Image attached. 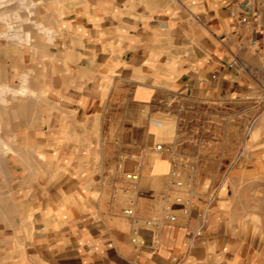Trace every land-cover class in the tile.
<instances>
[{
    "label": "crops",
    "instance_id": "crops-1",
    "mask_svg": "<svg viewBox=\"0 0 264 264\" xmlns=\"http://www.w3.org/2000/svg\"><path fill=\"white\" fill-rule=\"evenodd\" d=\"M85 15L95 35L70 50L81 88L76 107L57 110L70 122L55 130L54 145L75 150L59 163L70 167L44 189L37 236L20 256L7 249L5 264H264L213 219L219 207L204 216L190 194L170 190L172 160L156 149L166 147L159 106L264 101V0H88ZM121 155L133 157L125 171L143 167L132 218ZM179 194L189 215L175 206L177 221H164L167 196ZM151 219L163 222L159 238Z\"/></svg>",
    "mask_w": 264,
    "mask_h": 264
},
{
    "label": "rangeland",
    "instance_id": "rangeland-1",
    "mask_svg": "<svg viewBox=\"0 0 264 264\" xmlns=\"http://www.w3.org/2000/svg\"><path fill=\"white\" fill-rule=\"evenodd\" d=\"M87 2L0 0V264L7 249L20 256L23 242L37 236L44 189L70 167L59 163L75 150L54 145L55 130L70 122L57 110L76 107L79 58L70 50L95 35L85 31ZM163 108L156 122L182 190L204 216L219 207L213 219L236 233L247 255L264 257V101Z\"/></svg>",
    "mask_w": 264,
    "mask_h": 264
},
{
    "label": "built area",
    "instance_id": "built-area-1",
    "mask_svg": "<svg viewBox=\"0 0 264 264\" xmlns=\"http://www.w3.org/2000/svg\"><path fill=\"white\" fill-rule=\"evenodd\" d=\"M157 151L160 153L169 154V149L163 145H157ZM128 159H133V157L121 155L116 163V171L121 177L122 181L126 182L128 186L124 189V193L130 195L132 198L130 200V205L128 208L123 210V215L126 217L135 216L136 208V198L139 193V182L141 179V173L143 171L142 165H138L132 171H125V162ZM184 183L181 181V172L177 169V164L172 160V171H171V181H170V190L172 191H182ZM119 189H115V193H118ZM175 206L182 208V211L185 215H189L192 208V202L190 199L184 198L182 195H176L175 197L167 196V202L165 205V217L164 221L176 222L177 217L174 216L173 209ZM146 227L154 229V237L159 238L160 229L163 226L162 221L151 219L145 222ZM132 243L137 247H142L145 245V241L138 236V233L135 231Z\"/></svg>",
    "mask_w": 264,
    "mask_h": 264
},
{
    "label": "bare ground",
    "instance_id": "bare-ground-1",
    "mask_svg": "<svg viewBox=\"0 0 264 264\" xmlns=\"http://www.w3.org/2000/svg\"><path fill=\"white\" fill-rule=\"evenodd\" d=\"M26 82V81H25ZM23 90H25V88L23 89ZM21 91H22V89H21ZM7 125V124H6ZM1 129V128H0ZM12 152V151H11ZM2 154V153H1Z\"/></svg>",
    "mask_w": 264,
    "mask_h": 264
}]
</instances>
